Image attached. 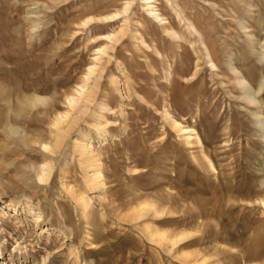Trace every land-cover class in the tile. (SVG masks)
I'll use <instances>...</instances> for the list:
<instances>
[{
	"label": "rangeland",
	"instance_id": "374dc122",
	"mask_svg": "<svg viewBox=\"0 0 264 264\" xmlns=\"http://www.w3.org/2000/svg\"><path fill=\"white\" fill-rule=\"evenodd\" d=\"M0 264H264V0H0Z\"/></svg>",
	"mask_w": 264,
	"mask_h": 264
},
{
	"label": "bare ground",
	"instance_id": "6f19581e",
	"mask_svg": "<svg viewBox=\"0 0 264 264\" xmlns=\"http://www.w3.org/2000/svg\"><path fill=\"white\" fill-rule=\"evenodd\" d=\"M127 9H126V7L123 9V11H126ZM114 15H106V16H104V19H107V18H111V17H113ZM154 16H156V17H159V14L158 13H155V15ZM90 19H92V18H89V19H87L86 20V22L88 21V22H90L89 20ZM95 20H98V19H95ZM85 21V20H84ZM87 22V23H88ZM85 23V22H84ZM194 28V27H193ZM195 30V29H194ZM196 31V30H195ZM118 32H121V29H119L118 30ZM118 32H114V33H111V34H106V37L109 39V40H114V41H118L119 39H120V37H119V33ZM197 32V31H196ZM203 43V42H202ZM205 46V45H204ZM107 48V46H103V47H99L98 49H99V52H101V53H104V51H105V49ZM111 48H114V46H111ZM95 58H99V56H97V57H95ZM211 61V60H210ZM95 65L96 64H92V65H90V66H88V69H87V71H88V75L89 74H91V73H93L94 71H95ZM213 65V64H212ZM88 75L85 77V79H88L89 77H88ZM246 82V81H245ZM242 83V82H241ZM80 88H81V92L79 91V95H82L84 98H85V100H87V101H89L90 99H91V97H92V94H93V92H94V90L93 89H89V88H86L84 85H81L80 86ZM69 99V104H72V103H75V102H77L78 101V98H74L73 96L71 97V98H68ZM73 105V104H72ZM62 115V114H61ZM62 118H64V117H62L61 116V119ZM58 119V118H57ZM63 121V120H62ZM174 122V124L176 125L178 122H176L175 120L173 121ZM60 122H56V125H58ZM180 130L181 131H183L185 134H186V142H187V144H191L192 142H191V139L193 138V137H196L197 138V141H198V143L199 144H201V140H200V138L195 134V130L193 129V128H190V127H183V128H180ZM45 147L47 148V145L45 144ZM44 147V148H45ZM50 149V148H49ZM41 178H42V175H41ZM44 178V177H43ZM84 203V202H83ZM146 203H144L143 205H145ZM148 206H149V204H148ZM162 234H163V232H161ZM157 234V233H156ZM156 234H152V236H157ZM162 234H158V236L160 235L161 236V239H165L164 238V236L162 235ZM157 236V237H158ZM167 235H166V239H167ZM171 239V238H170ZM179 239V238H178ZM171 241H173V240H171Z\"/></svg>",
	"mask_w": 264,
	"mask_h": 264
}]
</instances>
